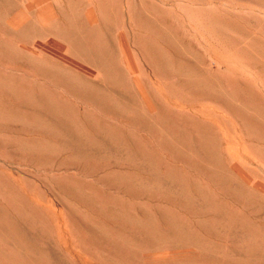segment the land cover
Segmentation results:
<instances>
[{
	"label": "rangeland",
	"instance_id": "rangeland-1",
	"mask_svg": "<svg viewBox=\"0 0 264 264\" xmlns=\"http://www.w3.org/2000/svg\"><path fill=\"white\" fill-rule=\"evenodd\" d=\"M18 1L24 11L30 6L36 21L39 11L43 26H38L42 32L9 27L14 34L0 24V40L9 45V52L0 49V77L21 90L15 96L0 88V264H264V147L254 141L264 139L263 130L220 103L189 98L174 76L154 68L143 45L156 44L173 63L188 62L173 45L181 41L201 56L200 67L224 90L256 106L264 120V0L46 4L57 12L82 11L92 25L105 24L107 14H114L113 30L127 53L107 46V26H98L100 41L93 44L112 51L117 66L137 68L131 92L153 124L139 122L133 110L114 109L122 105V87L108 84L95 65L72 52V42L52 20L46 22L45 4ZM155 21L168 25V33ZM47 68H61L92 86L68 79L63 84L44 76ZM43 93L65 110L64 118L45 109ZM28 97L31 103L24 102ZM171 126L186 148L171 146ZM199 138L217 156L211 164L227 167L233 178L221 182L187 165L188 152L209 161ZM134 142H144V154ZM173 173L179 181L167 179ZM191 179L202 191L187 183Z\"/></svg>",
	"mask_w": 264,
	"mask_h": 264
},
{
	"label": "bare ground",
	"instance_id": "bare-ground-1",
	"mask_svg": "<svg viewBox=\"0 0 264 264\" xmlns=\"http://www.w3.org/2000/svg\"><path fill=\"white\" fill-rule=\"evenodd\" d=\"M18 0H0V24H3L4 26H7L8 28L11 26H16V28H26L27 31L30 32H42L41 28L38 26H43L40 22L43 23V20L41 21L40 19V13L37 11L36 17L37 21L31 16L30 13V6L27 7L28 10L24 11L22 3ZM35 4L38 5H44L46 6L45 12L48 16V20H52V26H55L56 29L58 28V31L69 39L72 42V52H74L77 55L83 56L88 62L92 63L93 65L96 66L100 70V72L103 73L105 77H107V83L110 85L114 86H121L123 89V102L122 105H117L116 108L114 109H119L120 111H127V110H133L135 112L136 117L138 118L139 122H147V123H154L153 118L150 114H148L137 102L136 97L132 94L131 92V86L129 83L130 78H135L138 76L137 73V68L134 66H125L121 65L122 67H119L115 64V59L113 57V52L108 51L107 48H104L102 45L95 46L93 42L95 40H99V31L101 30L100 27L98 26H107L105 27V36H107V41H108V47L113 48V50L119 47V50L121 52L127 53L124 45L125 42L120 40L116 37L115 32L113 30V13H108L106 17L105 24H89L84 17H82V11L81 14L78 11L73 10L72 8H67L64 10H60L58 13L57 11H54L52 9L47 8V3L50 2V0H34ZM79 1V0H78ZM33 2V1H32ZM82 2V1H81ZM123 6V5H122ZM26 8V9H27ZM58 8V7H57ZM119 8V7H118ZM43 12V11H42ZM58 14V15H57ZM54 15H57V18ZM101 15V13H100ZM104 15V14H103ZM106 15V14H105ZM5 16H12L10 19L6 20ZM8 17V18H9ZM44 17V16H42ZM44 19V18H43ZM45 21V19H44ZM148 21V20H147ZM91 22V20H90ZM104 22V21H102ZM149 23V22H148ZM44 24L47 25V23L44 22ZM155 24L157 27H159L161 30L167 31L168 25H157L158 23L155 21ZM154 24V25H155ZM92 26V27H91ZM120 27V26H119ZM18 28V29H19ZM118 28V27H117ZM141 28V27H140ZM5 29V28H4ZM158 31H161V30ZM3 30V29H2ZM10 30V28H9ZM8 31V30H7ZM11 33L15 34V31ZM18 32V31H17ZM163 32V31H162ZM138 35V32H136ZM168 33V31H167ZM17 34V33H16ZM25 34V33H24ZM162 34V33H161ZM11 35V34H8ZM41 35V34H40ZM120 35V34H119ZM136 35V34H135ZM165 35V34H163ZM162 35V36H163ZM12 36V35H11ZM16 36V35H15ZM60 36V35H59ZM139 36V35H138ZM142 36V35H141ZM120 37V36H119ZM145 37V36H144ZM168 37V36H167ZM122 38V37H120ZM30 39V38H29ZM126 39V38H125ZM135 39V38H134ZM157 39V38H156ZM33 40V39H32ZM94 40V41H93ZM136 40V39H135ZM36 41V40H35ZM48 41V40H47ZM46 41L47 44H49ZM100 41V40H99ZM167 42V41H166ZM165 42V43H166ZM44 43V42H43ZM98 45V44H97ZM136 45V44H135ZM146 46V49L151 52L150 57L152 58V61L155 63L154 68H157L159 70H162V72H167L170 75L174 76L173 78H176L177 83H179L181 90H184L186 94L188 95L189 98H203L207 99L216 103H220V105H224L226 109L229 110V112H232L235 116L239 117L240 119L244 120L245 123L250 124L251 127L253 126L254 128H258L259 130H263L264 132V120H261L258 118V115L256 113V106L251 105L245 100L244 98L237 99V95L235 92L232 91H226L223 89L221 83H219L218 78L212 74L211 72L206 70V68H202L200 66L203 65L202 58L200 55L196 54L195 51H192L191 54V49L190 47L184 46V43L181 41H174V44L177 48V52L181 55H185L190 60L188 62H175L173 63L170 57L164 53L163 51L160 50V48L151 42H144L143 44ZM9 46V45H8ZM8 46L4 45L3 42L0 40V49L5 50L6 52L8 51ZM44 47V46H43ZM141 47V46H139ZM167 47V46H166ZM45 48V47H44ZM43 48V49H44ZM42 50V49H41ZM143 50V49H142ZM38 51V49H37ZM137 51V50H136ZM2 52V51H0ZM142 52V51H141ZM40 53V52H38ZM36 53V54H38ZM43 53V52H42ZM41 53V54H42ZM139 53V52H138ZM172 53V51H171ZM3 54V53H2ZM9 53H7L8 55ZM46 54V53H45ZM190 54V55H189ZM6 55V56H7ZM130 55V54H128ZM144 56V54H142ZM181 55V57H183ZM9 56V55H8ZM35 56V55H34ZM42 56V55H41ZM146 56V55H145ZM30 57V56H29ZM43 57V56H42ZM25 58V57H24ZM34 58V57H33ZM147 60L148 57H146ZM22 60V59H21ZM54 60V59H52ZM57 60V59H56ZM55 60V61H56ZM204 60V58H203ZM27 61H30V59H27ZM185 61V60H184ZM207 61V60H206ZM49 62V61H48ZM26 63V62H25ZM205 63V62H204ZM28 64V63H27ZM31 65V63H29ZM37 64V63H36ZM44 64V63H43ZM63 64V63H62ZM66 64V63H65ZM122 64V62H121ZM152 64V62H151ZM33 65V64H32ZM40 66V65H39ZM43 66V65H42ZM69 66V65H67ZM193 66H196L198 68H201V70L195 69ZM32 67V66H31ZM48 67V66H47ZM206 67V66H205ZM208 67V66H207ZM34 68V67H33ZM48 70L44 69L42 70V74L44 76H51L54 77L56 80L60 81L63 84H65L64 81L65 79L72 80L73 83H75L78 86H84V87H91L92 84L86 82L83 80V78L76 76L74 74H71L68 71H63L61 68H55L56 70L53 71L50 68H47ZM37 70V68H36ZM77 70V69H76ZM118 70V71H117ZM53 71V72H52ZM213 71V70H212ZM157 72V71H155ZM154 72V73H155ZM165 75V74H164ZM168 75V76H170ZM167 76V77H168ZM92 77V76H90ZM171 77V76H170ZM228 77V76H227ZM43 78V77H42ZM172 78V77H171ZM46 80V78H43ZM175 80V79H174ZM50 81V80H49ZM135 84V83H134ZM178 85V84H177ZM59 86V85H58ZM136 86V84H135ZM16 86L14 84H11L10 82L4 80L2 77H0V88L3 90H8L11 95L17 96L18 93L21 92L18 89L15 88ZM26 86L23 85L22 88H25ZM48 87V86H47ZM82 87V88H84ZM54 88V87H53ZM60 88V87H59ZM62 89V88H61ZM97 89V88H96ZM137 89V88H136ZM179 89V88H178ZM64 90V89H63ZM180 91V90H178ZM23 92V91H22ZM40 93L39 91H37ZM70 93V92H69ZM83 93V92H81ZM182 95V94H181ZM6 96V95H5ZM8 96V94H7ZM183 96V95H182ZM185 96V95H184ZM9 97V96H8ZM42 100L43 104L45 105V109L54 114L58 118H64L66 116L65 110L62 109V107L58 106V103L55 105L53 100H50L51 97L47 94L42 95ZM29 98V99H28ZM27 99L23 98L24 102L31 103L32 98L28 97ZM15 100V98L13 97ZM20 100V98H19ZM22 100V101H23ZM258 100V99H257ZM18 101V100H17ZM15 102V101H14ZM90 102V101H89ZM93 102V101H92ZM260 102V101H258ZM56 103V102H55ZM91 104V102H90ZM1 105V104H0ZM92 105V104H91ZM70 106V105H69ZM223 106V108H224ZM36 108V107H35ZM95 108V107H93ZM98 108V107H96ZM99 109V108H98ZM221 110V108H220ZM223 111V110H221ZM86 112V111H85ZM132 112V113H133ZM260 112V111H259ZM188 113V112H187ZM231 113V114H232ZM88 114V113H87ZM82 115V113H81ZM113 115V113H112ZM261 115V114H260ZM119 116V115H118ZM122 116V115H121ZM19 118V117H18ZM124 118V116H123ZM127 118V117H126ZM235 118V117H234ZM262 118V117H261ZM21 119V118H20ZM82 119V118H81ZM128 119V118H127ZM130 123V119L129 122ZM46 127L45 128H50L48 125L44 124ZM82 125V124H81ZM95 124H92V127H94ZM156 125V123H155ZM198 125V124H197ZM209 125V124H208ZM160 132H164L166 127L162 124L156 125ZM243 126V125H242ZM115 128V127H114ZM129 128V127H128ZM50 130V129H48ZM216 130V129H215ZM42 131V130H41ZM116 131V130H115ZM137 131V130H136ZM141 131V130H140ZM208 131V130H207ZM143 132V131H142ZM147 132H144V136L148 135ZM103 134L107 137L109 135L108 131L103 132ZM140 134H143L140 132ZM170 144L172 147H177L181 146L182 148H186V144L182 142L178 137H177V131L174 127H170ZM46 135V134H45ZM146 138H152L149 136H145ZM136 139V137H135ZM248 139V138H247ZM119 140V139H118ZM252 140V139H251ZM140 141V140H139ZM152 141V139H151ZM201 144H203V149L204 153L206 154L205 158L208 159L209 161H204L203 159L197 158L194 154L188 152L187 158H186V163L188 166L193 167L197 171H201L204 174L206 173H211L213 174L219 181L222 182L226 178H233V174L231 170H229L227 167L221 168V169H216L212 164V162H216L215 158L217 157L215 154H213L207 149L206 145L203 143V140L199 138ZM254 141H260L263 144L264 147V139L260 137V139L256 138ZM253 141V142H254ZM142 143V142H141ZM144 143V142H143ZM142 143V144H143ZM227 143V141H226ZM142 144L133 143L134 149H136L140 154L145 153V148L143 147ZM226 145V144H225ZM157 146V145H155ZM154 146V147H155ZM151 147V146H150ZM225 147V146H224ZM46 149V148H45ZM16 150V149H15ZM223 150V149H222ZM230 150V149H229ZM18 153H20L18 150H16ZM231 151V150H230ZM29 152V151H28ZM32 152V151H31ZM217 153V152H216ZM233 153V152H232ZM170 154V153H168ZM167 154V155H168ZM24 153L21 154V157H23ZM36 156V155H35ZM169 157V156H168ZM39 158V157H38ZM235 160V159H234ZM15 162V161H14ZM30 162V161H29ZM17 163V162H16ZM24 163V162H22ZM26 163V162H25ZM175 163V161H174ZM177 163V162H176ZM183 163V162H182ZM29 164V163H28ZM166 164V163H165ZM180 164V163H177ZM30 165V164H29ZM182 165V164H180ZM164 166V165H163ZM176 166V165H175ZM184 167H186L183 164ZM220 168V167H219ZM236 168V166H235ZM237 169V168H236ZM164 170V169H163ZM109 171V170H107ZM133 171V170H131ZM237 171V170H236ZM192 172V171H190ZM194 172V171H193ZM245 174V173H244ZM243 174V175H244ZM198 175V174H197ZM148 176V175H147ZM202 176V175H201ZM246 178V177H245ZM167 179L171 181H179L178 175L177 174H170L167 176ZM191 182L196 188H198L200 191H202L201 186L198 184V182L194 179L187 180L188 182ZM247 182V181H246ZM254 186V185H253ZM258 188V187H254ZM259 189V188H258ZM232 192V191H231ZM43 198V197H42ZM145 200V199H144ZM148 201V200H147ZM167 201V200H166ZM159 202V201H158ZM156 202V203H158ZM165 203V202H163ZM161 204V202H159ZM169 204V203H168ZM239 207V206H238ZM79 210V209H78ZM80 211V210H79ZM74 212V211H73ZM78 213V212H77ZM80 214V213H79ZM74 216V215H73ZM77 216V215H76ZM86 217V216H85ZM75 218V217H74ZM160 218V217H159ZM133 218H130L129 220L132 221ZM264 223V222H262ZM212 227V226H211ZM210 232V231H209ZM211 234V233H210ZM112 235H115L112 234ZM88 236V235H87ZM94 236V235H92ZM114 237V236H113ZM104 240V239H103ZM105 241V240H104ZM118 241V240H117ZM100 242V241H99ZM98 242V243H99ZM97 243V242H96ZM109 243V242H108ZM106 242V244H108ZM91 244V243H90ZM103 244V243H102ZM110 244V243H109ZM114 244V243H113ZM121 245V244H120ZM127 246V245H126ZM111 247V246H109ZM106 247V248H109ZM129 247V246H128ZM112 248V247H111ZM96 249V248H95ZM131 249V248H128ZM155 250V249H154ZM159 250V249H158ZM131 251H133L131 249ZM128 252V251H127ZM125 252V253H127ZM130 252V250H129ZM175 252V251H174ZM119 253V252H118ZM124 253V252H123ZM124 253V254H125ZM147 253V252H146ZM120 254V253H119ZM139 254V253H138ZM151 254V253H148ZM140 255V254H139ZM30 256V255H29ZM146 256V255H145ZM69 259V258H68ZM147 260V259H146ZM14 261V260H13ZM235 261V260H234ZM237 261V260H236ZM21 262V261H20ZM155 262V261H154ZM264 262V261H263ZM45 264V263H44Z\"/></svg>",
	"mask_w": 264,
	"mask_h": 264
}]
</instances>
